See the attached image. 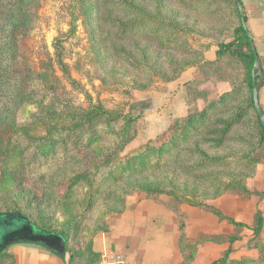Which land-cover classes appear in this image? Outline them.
I'll return each mask as SVG.
<instances>
[{"label": "rangeland", "instance_id": "1", "mask_svg": "<svg viewBox=\"0 0 264 264\" xmlns=\"http://www.w3.org/2000/svg\"><path fill=\"white\" fill-rule=\"evenodd\" d=\"M240 21L236 0H0V212L64 234L79 264L102 258L98 232L150 205L181 228L183 206L218 217L217 234L181 236L187 258L210 239L231 244L217 260L243 245L225 198L264 201V138L245 38L218 55ZM18 243L0 264H17Z\"/></svg>", "mask_w": 264, "mask_h": 264}, {"label": "crops", "instance_id": "2", "mask_svg": "<svg viewBox=\"0 0 264 264\" xmlns=\"http://www.w3.org/2000/svg\"><path fill=\"white\" fill-rule=\"evenodd\" d=\"M242 3L248 17L247 26L264 71V0H242ZM228 90L226 88L225 92ZM259 100L264 110V85L259 91ZM225 199L226 213L235 221L245 224L243 240L240 242L243 245L236 249L239 242L232 243L234 250L225 264H264V222L258 236L254 234L256 210L264 209V201L253 197L245 200L237 194L227 195ZM187 209L185 206L182 208L190 220L186 228L180 227L181 221L177 215L159 210L156 205L131 210L110 224L107 231L94 236L92 250L99 255L109 248H119L125 256L123 264H212L231 244L229 241L220 244L210 239L198 244L197 249H193V257L187 258L181 236L196 240L203 233L217 234L222 228L218 217L212 212ZM8 254L16 258L17 264H79L71 255L65 260V257L40 244L30 242L15 244Z\"/></svg>", "mask_w": 264, "mask_h": 264}, {"label": "water", "instance_id": "3", "mask_svg": "<svg viewBox=\"0 0 264 264\" xmlns=\"http://www.w3.org/2000/svg\"><path fill=\"white\" fill-rule=\"evenodd\" d=\"M237 5L239 8V12L244 28L246 29L247 35L250 38L252 49L256 53L255 65L252 72L253 101L258 117L261 123L264 125V110L259 100V88L257 82L258 77L263 75L264 73L263 65L261 58L257 53L253 41V37L245 22V15H246L245 7L240 0H237ZM10 216L11 218H18L19 220L23 219L20 214H12ZM22 221L23 222L19 226L8 230L7 233L0 240V254L1 252H3L4 248L8 247L9 245L15 242H30V243H38L40 245H43L46 248L53 251L54 253H56L57 255L61 257H66V240L63 236L53 232L52 233L46 232L45 230L35 226L31 221H28L27 219H23Z\"/></svg>", "mask_w": 264, "mask_h": 264}, {"label": "trees", "instance_id": "4", "mask_svg": "<svg viewBox=\"0 0 264 264\" xmlns=\"http://www.w3.org/2000/svg\"><path fill=\"white\" fill-rule=\"evenodd\" d=\"M240 1L242 2V0H240ZM238 11H239V8H238ZM239 14H240V12H239ZM245 22H246V24L248 22L247 15H245ZM235 34L237 35V40H233V41L228 42L226 44H222L220 46L219 51H218V55L222 56V55L230 52L233 49L234 46L239 44L241 35L245 38L247 46H248V51H246L244 53H238V57H240L244 61V63L247 64L248 67H249L247 84H248V87L250 88V91H251V101H250V104L248 106L252 107L253 110L257 114V111H256L255 106H254V101H253V86H252V80H253L252 72H253L254 65H255L256 53L252 49L250 38L247 35L246 29L244 28L242 19L240 21V25L235 29ZM257 82H258V88H259V91H260V89L264 85V74L258 77ZM223 96H224V94L221 95V97H223ZM239 115L240 114H238L237 116H239ZM130 117H132V115H130ZM130 117H129V119H130ZM257 117H258V114H257ZM132 118H133L132 120H134V117H132ZM258 121H259V127H260V131H261V135L264 138V125L261 123L259 117H258ZM179 122L181 123V120ZM180 123H178V125H177V132L183 131V130H185L187 128L184 124H180ZM204 206H206L207 208L211 209L216 214H219L221 217H225L222 214V212L219 209L215 208L214 206H211V205H208V204H205V203H204ZM12 214H20L23 219H27L28 221H30V219L26 215H23L21 212H14V213H12V212H0V228L5 226L6 229L10 230V229H12L14 227L19 226L23 222L22 221L23 219L19 220L18 218H11L10 215H12ZM232 222H234L235 224H238V225H243L241 223L233 221V219H232ZM263 222H264V215L260 214L258 216V218H257V227L255 228V234L260 233L261 228L263 226ZM43 230H45L46 232H49V233H52V232L56 233L54 231H49V230L44 229V228H43ZM57 234L63 236L65 238L66 244H67V237L64 234H61V233H57ZM232 250L233 249L227 250L220 260L218 259V260L214 261L212 264H220L221 262H226L227 256L232 252ZM5 254H6V252H4V251L1 252L0 258H2Z\"/></svg>", "mask_w": 264, "mask_h": 264}, {"label": "built area", "instance_id": "5", "mask_svg": "<svg viewBox=\"0 0 264 264\" xmlns=\"http://www.w3.org/2000/svg\"><path fill=\"white\" fill-rule=\"evenodd\" d=\"M125 261L124 253L119 248L107 249L102 258L94 264H123Z\"/></svg>", "mask_w": 264, "mask_h": 264}]
</instances>
